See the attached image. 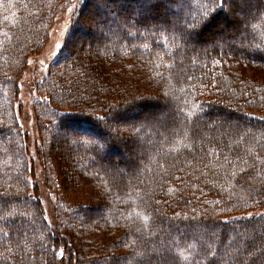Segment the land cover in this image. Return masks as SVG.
<instances>
[{"label": "trees", "instance_id": "1", "mask_svg": "<svg viewBox=\"0 0 264 264\" xmlns=\"http://www.w3.org/2000/svg\"><path fill=\"white\" fill-rule=\"evenodd\" d=\"M61 1L0 0V264L63 257L73 264H264V213L232 216L264 205V0L254 19L233 16L231 29L242 30L243 40L207 44L197 35L210 32L220 12H237L240 0H163L185 17L157 2L139 16L135 5L148 0L79 2L62 50L37 85L46 102L32 103L45 153L67 143L47 130L52 122L82 133L71 138L73 149L53 157L63 192L67 181L71 195L78 183L93 186L87 202L71 208L85 211L60 236L54 230L68 223L70 209L60 206L49 226L31 192L38 185L29 179L15 104L18 80ZM91 4L108 8L102 34L67 48ZM160 98L169 115L150 118L153 125L147 116L118 122L126 108L136 113ZM108 121L114 132L102 139ZM222 124L233 128L225 134ZM238 127H246L239 137ZM126 133L135 144L119 166L109 152ZM49 162L42 181L54 186Z\"/></svg>", "mask_w": 264, "mask_h": 264}, {"label": "rangeland", "instance_id": "2", "mask_svg": "<svg viewBox=\"0 0 264 264\" xmlns=\"http://www.w3.org/2000/svg\"><path fill=\"white\" fill-rule=\"evenodd\" d=\"M81 0H62L61 3L58 5L57 10L54 15L53 22L51 26L49 27L48 35L45 40V43L43 46H41V49L39 52L31 54L28 58V64L25 70L23 71L21 77L18 80V99L16 101V117L18 124L21 127V131L23 132L22 135L25 136L26 140V155H27V161L32 166L33 170L31 171V174H29V179L32 182L38 185V187H31V192L37 196L40 197V200L42 202L43 211H44V217L47 220V223L51 227H55L56 224V213L59 212V207L70 209L69 211L66 210V215L68 216V223L61 226L59 230H54L57 234L60 236L62 234H67L69 223H72L76 221L79 218L80 213H83L85 210L73 207L75 203L80 199L81 202L86 203L87 199L89 197V192L91 193L93 191V186H90V183L76 184V193L71 195V192L69 194V189L72 186V184H69L67 181V184L70 186L68 187L67 191L68 193L63 192L62 185V175L60 174V171L54 170V159L58 154L63 155L65 154L63 149H73L74 143L72 142V137H75L76 135L82 134L79 130L75 128H71L72 130H68L67 128L64 129V131L58 129V126L54 124L53 122L50 124V126L47 128L52 135H58L60 137L66 136V144L65 148H52L51 152L48 151V153H45L44 147H43V137L38 134L37 124V114L35 111H32V103H35L36 100H39L40 102H46V99L44 95H41L37 89L38 83L42 81V79L48 74V69L50 64L55 60L57 55L59 54V51L62 50V46L66 37V34L70 28L71 20L73 12L75 11L77 5L79 4ZM259 1L261 0H240L236 3V10L237 12H220V16L217 17V19H214L213 24H210L207 26V29L210 30V32H206L203 35H197V37H200L202 40L201 42L204 44H207L208 42L212 41L215 42L218 38H225V37H231V42L235 43L234 39L235 37H238L243 40L244 37L242 35V30L235 31L233 33L231 27L234 24L232 22L233 16H236L238 21L240 22L245 19H254L256 17V13L259 12L257 4H259ZM159 3L160 8H166L167 5H164L163 0H148L142 3H139L140 5H135V10L138 12L139 16H142L141 13L144 14V12H148V3ZM156 3V4H157ZM163 3V4H162ZM164 5V7H163ZM142 7V8H141ZM158 7V6H156ZM122 7L121 4L118 7V11H120ZM226 8V7H225ZM103 9L108 10V8H98L97 5L91 4V7H88L85 12L83 13V16H81V22H83V25L80 26V31L75 33L74 37L77 34L76 39L73 37L69 39V43L66 44L67 48H74L73 46H76L79 48L80 42L84 43L81 45L83 47L90 40L91 36H96L99 34H102L101 27L99 26L102 23H104L105 17L109 15L108 11H105ZM169 10L172 11L173 16L183 15L184 17L188 15L189 12H185V9L182 7H178L177 9L173 7H168ZM240 10V11H238ZM93 11L96 13V16L93 15ZM248 11V12H247ZM137 15V16H138ZM89 18V19H87ZM106 24V23H105ZM108 29L111 27V25L107 24ZM112 30V29H111ZM196 37V39H197ZM233 37V38H232ZM194 38V37H193ZM192 38V39H193ZM198 48V47H197ZM249 71L248 69H246ZM251 74L252 71H250ZM249 72V74H250ZM87 91L90 92L88 89ZM88 94V93H87ZM86 94V95H87ZM85 95V96H86ZM160 102L151 101L146 103H141L138 105V110L135 113L133 109L126 108L122 114L121 119L118 121L120 123H128L125 120L133 121L137 116H147L149 119V122H152L151 125H153V122L150 121L152 118L155 120V118H159L161 114L169 115V113H165L163 107H164V99L160 98ZM243 107H240V111H242ZM237 112V110H236ZM172 118L176 117V114L172 115ZM139 119V118H138ZM148 121V120H147ZM235 121H238L235 120ZM136 122V121H135ZM135 122L129 123L130 125L134 124ZM231 122H229L230 124ZM229 124H222L220 129H222L225 134L227 133L228 128H233V125L230 126ZM252 125V124H251ZM216 127V128H219ZM104 128L102 131L98 132V136L102 139L106 138V133H112L114 132V125L113 123H109V121L104 125ZM246 127H238L235 128V133H237L238 137L240 135V132L245 131ZM209 129H205V131H208ZM230 131V130H228ZM234 134V133H233ZM68 136V137H67ZM205 136V135H204ZM70 137V138H69ZM90 137V136H89ZM92 138H94L91 135ZM123 140H121V144L117 150H114L112 153L109 152V158L112 161L119 162V166H123L125 159L131 155L130 149L133 147L135 143H133L132 139L129 137V134L126 133L123 135ZM71 139V143L69 141ZM39 148H42L41 151H39ZM110 151V150H109ZM105 154L107 155V152L102 153L101 155ZM124 159V161H122ZM119 160V161H118ZM49 162V166H51L52 174L54 175L55 181H57V184L53 185H46L42 179H43V171L46 169L47 165L46 163ZM125 165V164H124ZM119 172H122V170L118 167V165L115 167ZM70 169L65 170V174H70ZM123 173V172H122ZM82 177V176H81ZM134 181V180H133ZM58 182L60 185L58 186ZM126 183V182H125ZM79 186V187H78ZM127 186V185H126ZM65 205V207H63ZM260 213H264V205L256 208V209H250L245 213L240 214H234L233 217H240V218H246V217H252L254 215H258ZM52 229V228H51ZM56 229V228H54ZM260 233V232H259ZM63 235V236H64ZM63 261H61L58 264H73L70 259L67 261L68 258L63 257Z\"/></svg>", "mask_w": 264, "mask_h": 264}]
</instances>
